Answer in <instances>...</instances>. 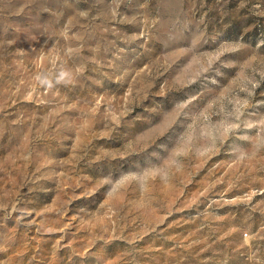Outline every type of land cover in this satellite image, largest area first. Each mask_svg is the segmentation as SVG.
<instances>
[{"label":"rangeland","instance_id":"rangeland-1","mask_svg":"<svg viewBox=\"0 0 264 264\" xmlns=\"http://www.w3.org/2000/svg\"><path fill=\"white\" fill-rule=\"evenodd\" d=\"M0 264H264V0H0Z\"/></svg>","mask_w":264,"mask_h":264}]
</instances>
